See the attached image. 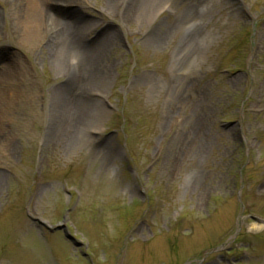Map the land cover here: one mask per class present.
Segmentation results:
<instances>
[{
    "label": "rangeland",
    "instance_id": "obj_1",
    "mask_svg": "<svg viewBox=\"0 0 264 264\" xmlns=\"http://www.w3.org/2000/svg\"><path fill=\"white\" fill-rule=\"evenodd\" d=\"M130 1L0 0V264H264V0Z\"/></svg>",
    "mask_w": 264,
    "mask_h": 264
},
{
    "label": "bare ground",
    "instance_id": "obj_2",
    "mask_svg": "<svg viewBox=\"0 0 264 264\" xmlns=\"http://www.w3.org/2000/svg\"><path fill=\"white\" fill-rule=\"evenodd\" d=\"M23 1V0H21ZM39 2L43 1V0H38ZM155 1L156 0H131L128 4L126 13L127 16H131L134 15L136 13L139 14H147L151 9L154 8L155 6ZM158 1V0H157ZM36 2V1H35ZM29 3V1H28ZM155 10V9H154ZM154 10H152L154 12ZM152 12V13H153ZM22 14H24V12H22ZM26 15V14H24ZM27 18H25L28 23L30 22L33 26L34 24H36L37 27V14L36 11H29L28 15H26ZM72 22L70 24L71 28H74V30H78L80 28V26L82 27V18L78 17V15L73 16L72 15ZM61 21L60 19H57V21ZM56 21V22H57ZM86 22V21H85ZM85 24V23H84ZM56 25H64V24H60V23H56ZM56 27V26H54ZM68 27V25L66 26ZM62 28V27H61ZM78 37L76 36L74 39L76 40ZM77 41V40H76ZM69 41H66V43H64V45H62V49L60 51V54L62 53L64 55V53H67V51H69ZM101 49L95 47L92 50H89L86 54L85 57L83 55H81L80 57V61H79V66L80 69L82 70V76L84 77V81L85 83H94L95 78L99 76V74H97V72H94V68H95V63L97 58H99V55L101 53L100 51ZM81 106L80 103L73 101V107H72V112H71V116L73 117L72 119V124H74V126L78 123V116L82 117V113H83V109H79ZM85 108V107H83Z\"/></svg>",
    "mask_w": 264,
    "mask_h": 264
},
{
    "label": "water",
    "instance_id": "obj_3",
    "mask_svg": "<svg viewBox=\"0 0 264 264\" xmlns=\"http://www.w3.org/2000/svg\"><path fill=\"white\" fill-rule=\"evenodd\" d=\"M48 229H50L49 227H47ZM59 229H62L64 231V236L67 240L73 242V237H71L65 230V226L63 225H60V226H55V227H52L50 230H59Z\"/></svg>",
    "mask_w": 264,
    "mask_h": 264
}]
</instances>
